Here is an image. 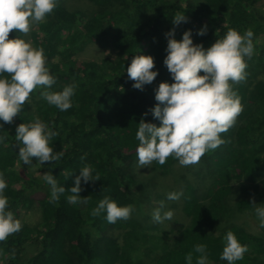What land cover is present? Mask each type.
Returning <instances> with one entry per match:
<instances>
[{
	"label": "trees",
	"instance_id": "obj_1",
	"mask_svg": "<svg viewBox=\"0 0 264 264\" xmlns=\"http://www.w3.org/2000/svg\"><path fill=\"white\" fill-rule=\"evenodd\" d=\"M182 1L88 0L86 12L72 7V0H58L52 13L29 33H9V39H32L34 48H43L46 67L56 81L47 91L75 88L66 111L49 105L40 94L44 89L37 88L12 123L0 121V136L5 137L0 173L8 185L9 210L18 220L26 213L36 219L21 223L19 232L0 241V264H143L136 253L141 247L150 253L148 264H185L189 252L195 264L200 255L193 251L196 244L206 245L209 264H227L220 254L229 230L248 247L236 264H264V228L256 235L245 226L247 217L257 220L253 203L259 205L257 199L264 203V4ZM177 15H185L186 22L174 25ZM203 27L206 35H197ZM173 29L177 41L191 30L193 43L205 49L228 29L253 32V54L245 58L246 79L232 84L242 111L220 134L224 143L196 164L181 166L170 156L163 165L154 161L151 168L142 169L135 133L142 118L159 126L149 110L158 103L154 97L159 84L174 82L163 64L165 34ZM95 45L105 52L117 51V61L82 60L80 55ZM134 55L153 57V71H158L143 90L133 88L134 81L127 76ZM36 118L58 133L50 146L55 152L63 150L60 160L44 165L35 158L31 165L19 161L22 145L15 140L16 127ZM85 165L98 181H82L80 196L88 198L87 203L70 204L67 190ZM49 171L57 186L66 189L55 202L50 201V187L42 176ZM235 180L242 183L234 186ZM174 191L183 195L168 201L166 194ZM105 196L118 206L131 205L130 218L109 224L105 213L92 216ZM160 201L162 211L172 210L174 215L157 224L152 212Z\"/></svg>",
	"mask_w": 264,
	"mask_h": 264
},
{
	"label": "clouds",
	"instance_id": "obj_2",
	"mask_svg": "<svg viewBox=\"0 0 264 264\" xmlns=\"http://www.w3.org/2000/svg\"><path fill=\"white\" fill-rule=\"evenodd\" d=\"M57 3L58 0H0V121L4 123L13 122L37 88H43L40 93L42 98L60 111L72 106L75 85L65 86L60 92L47 91L56 81L46 67L43 48H34L20 38L9 39L12 30L29 33L32 26L52 13ZM181 22H186L185 15L173 18L174 25ZM206 32V27H203L196 34L204 36ZM174 34V29L165 34L167 54L163 60L174 82L159 84L154 97L158 103L149 110L153 119L159 121V126L142 118L135 133L139 142L136 148L139 168L147 167L154 161L163 165L170 156L181 166L196 164L206 152L224 143L220 134L232 127L242 111L240 98L232 89V84L246 79L245 58L251 59L253 54V32L248 29L240 34L228 29L207 49L193 43L191 30L185 31L179 41L173 38ZM154 66L151 56H133L126 69L128 78L134 81L133 88L143 90L144 85L156 79L158 71H153ZM143 115L147 116L148 113ZM2 129L3 124H0ZM57 134L39 118L29 124H19L15 135V140L22 145L18 146L19 161L31 165L35 158L36 163L44 165V162L60 160L64 155L63 150L55 152L50 146L52 137ZM4 140L5 137L0 136V144ZM42 176L50 187V201H57L59 195L66 191L65 187L57 186L51 171ZM82 181L84 184L98 181L92 177L88 165L81 168L73 181L74 186L67 190L71 193L66 198L68 203H87L88 198L80 196ZM7 186L0 173V241H5L22 227L9 210L5 195ZM182 195L179 191L169 192L166 199L177 201ZM252 206L258 226L264 228V203H253ZM163 209L164 202L160 201L159 207L152 212V219L157 224L173 218L172 210ZM132 211L131 205L118 206L105 196L92 209L91 215L105 213V220L114 224L117 220H128ZM223 241L221 260L236 264L244 259L248 247L240 244L232 231L226 232ZM193 251L200 254L195 264H209L206 245L196 244ZM184 259L185 264H193L191 252Z\"/></svg>",
	"mask_w": 264,
	"mask_h": 264
},
{
	"label": "rangeland",
	"instance_id": "obj_3",
	"mask_svg": "<svg viewBox=\"0 0 264 264\" xmlns=\"http://www.w3.org/2000/svg\"><path fill=\"white\" fill-rule=\"evenodd\" d=\"M184 2L185 1L183 0L182 3H184ZM260 4H264V0H262ZM72 7H75V8L79 7V8H83L85 11L86 10L89 11L90 10V3L88 2V0H80V1L79 0H72ZM72 7H71V9H72ZM33 29H34V26H33ZM25 41L30 43L34 47V45L32 43V39L31 40L26 39ZM110 50L105 52L98 45H95V47L92 46L90 48H87L86 51L80 55V57L82 58V60H85V61H101V59H103V58H111L112 60L117 61V58H118L117 51H114V50L110 51ZM148 168H151V166L148 165L147 167H142V169H147V170H148ZM232 183L234 186H238L240 183H242V181L238 182V180L237 181L235 180ZM257 200L258 201H256V202L258 204L262 203L261 200L260 201H259V199H257ZM157 207H159L158 204H157V206H155V208H157ZM33 216H34L33 213L32 214L26 213L25 215L22 214L21 219L19 221L21 223H25V222L26 223H33L36 221V219L33 218ZM180 217L182 218V215H180ZM183 220L187 221L185 218ZM245 220H247L245 223L246 228L249 229L250 231H252L253 234L258 235V233L262 232V229L259 226H257L258 221L255 220L253 217H247ZM150 234L156 235L154 233H150ZM138 246H140V244H138ZM136 253L140 254L141 257L143 258V260H144L143 264H148V262L150 261V257H149L150 253H148L146 249H143L141 247V250L136 251Z\"/></svg>",
	"mask_w": 264,
	"mask_h": 264
}]
</instances>
